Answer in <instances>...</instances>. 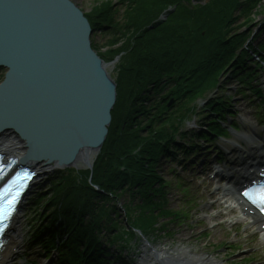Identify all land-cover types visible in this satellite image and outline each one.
Instances as JSON below:
<instances>
[{"label": "trees", "instance_id": "16d2710c", "mask_svg": "<svg viewBox=\"0 0 264 264\" xmlns=\"http://www.w3.org/2000/svg\"><path fill=\"white\" fill-rule=\"evenodd\" d=\"M188 1L120 0L133 14L147 16L146 23L153 29L144 27L131 44L105 53L90 40L104 61L120 57L112 72L117 96L106 139L92 170H65L50 182L47 193L38 191L35 196L28 246H40L46 254L56 250L57 264H131L111 258L108 245L128 247L126 244L134 242L138 233L162 230L163 226H155L159 218L179 220L181 213L165 207L168 183L159 176L158 165L163 159L178 160L174 134L196 108L190 105L181 110L184 103L205 97L217 88L220 76L229 72L241 88L251 86L255 68L259 67L253 57L264 62L260 56L264 42L256 51L251 44L243 47L250 34L243 35L241 27L232 25L239 18H233L235 13L244 17L242 25L252 24L253 15L264 13L263 0H210L205 6L186 7L183 2ZM112 8L103 4L84 14L91 36L119 33L110 18ZM165 8L174 10L159 25L158 10ZM134 27L137 25L132 21L125 26ZM260 30L264 32V21ZM168 99H173L170 106L166 105ZM228 100H208L209 135L198 137L208 140L210 135L226 136L219 123L228 114ZM180 149L187 154L193 146ZM124 196L130 198L121 210L126 224L118 220L115 205V199Z\"/></svg>", "mask_w": 264, "mask_h": 264}, {"label": "water", "instance_id": "95a60500", "mask_svg": "<svg viewBox=\"0 0 264 264\" xmlns=\"http://www.w3.org/2000/svg\"><path fill=\"white\" fill-rule=\"evenodd\" d=\"M91 34L70 0H0V131L22 144L23 164L92 170L117 94L115 63L92 49Z\"/></svg>", "mask_w": 264, "mask_h": 264}, {"label": "rangeland", "instance_id": "374dc122", "mask_svg": "<svg viewBox=\"0 0 264 264\" xmlns=\"http://www.w3.org/2000/svg\"><path fill=\"white\" fill-rule=\"evenodd\" d=\"M70 1L84 14L91 13L95 7L103 4L113 5L112 12L109 14H111L110 18H113V24L118 26L119 33L115 36L109 34V32L95 33L90 39L104 53L110 48L119 49L124 45L131 44L138 30L144 27L148 31L153 29L151 25H148L149 23H146L147 16H138L139 13L133 14L127 5L120 4V0ZM209 2L210 0H205L203 4H192L191 0H189L183 3L186 7H196L205 6ZM261 3L262 8H264V0ZM130 7L134 8L133 6ZM173 10L174 8L158 10L156 23L160 22L159 25L165 23L168 20V13L173 12ZM238 14L235 13L233 15V18H239H236L235 23L232 25L237 27V29L241 27L239 32H242L243 35L250 34V38L244 43L243 47L251 44L256 51L257 45L260 42H264V32L260 30L261 22L264 21V13L261 12L259 15H253V23L245 26L242 25L244 17ZM131 21L136 23L137 27L125 28L126 25H130ZM115 39L120 40H117L116 44L110 47V43L115 42ZM260 56L264 57V52H260ZM119 59L120 57H115L112 62L118 63ZM112 72L113 68L110 70V74ZM256 72L257 75L252 85L250 84L251 86H249L252 89H249V87L240 88L237 79L230 76L229 72L220 76V83L218 84V86L220 85V89L218 91L215 90L214 94H211L212 90L203 98H196L197 100L193 99V101L184 103L181 110L188 108L190 105H196L194 116H187L182 122L179 131L181 130L180 132L183 135L180 136L179 132H177L174 136H176V143L178 145L195 144V156L190 160L192 163L190 165L186 164L181 153H179L180 162H170L163 159L158 165V174L163 181L168 183L166 185L168 188L164 190V193H166V205L164 204L166 209L174 212L184 211L186 218L177 222L171 219L159 218L155 226L156 228H159V226L160 228L161 226L163 227L162 230L155 232V235L150 233L146 235V238H141L140 236L135 237L134 242L126 244L128 247L121 245V243H115L112 246L108 245L111 250L110 253L112 254L111 258L118 257L125 262H131V264H140L142 255L146 253L143 247L150 245L165 248L170 251L179 247H187L195 254L209 257L211 260L221 264H264V240L262 236L255 233V228L247 225L246 221L238 222L236 219L237 212L228 213L229 210L226 208L227 204H224L225 202L221 198V190H215L216 185L219 188V184H214V182L208 179V173L212 165H200L204 159L212 164L213 154L216 152L215 147L229 151L232 148L231 144L235 143V145H240L241 150L248 153L247 147L244 146L241 139L237 136H230L226 141L213 138L208 143L200 141L196 136L202 131L201 129H205L207 123V118H205L207 114V99L222 95L231 97L228 110L234 113V118L229 119V123L231 124L233 122L235 124L237 135L252 136L256 142L262 143V139L264 138L263 113L257 106H261L264 103L263 65ZM4 73L5 69L0 67V83L3 80ZM255 90L257 92L260 90V92L255 94ZM241 92L245 93L246 97L241 96ZM260 95L261 98H259ZM172 104L173 99H168L166 105L170 106ZM250 146H253V144ZM236 151L233 158L240 155L241 151L238 149ZM250 153H254V150L250 151ZM198 161L200 162L198 163ZM193 163L198 164L193 166ZM182 167H186L185 170ZM54 170L43 177H38V180L32 185L29 194L18 210L19 213L17 215L20 217L23 243L16 250L10 264H29L30 262L45 264L48 262H43L44 257L41 255L40 248H31L30 250L27 248L28 237L30 235L29 228L31 225H34L33 212L35 210V196L38 191L47 193L50 189V182L62 173L61 170ZM223 187L221 185V188ZM129 199V197L125 196L124 198L115 199V205L118 207L116 211L118 213L117 218L123 223H125V217L121 210Z\"/></svg>", "mask_w": 264, "mask_h": 264}, {"label": "bare ground", "instance_id": "6f19581e", "mask_svg": "<svg viewBox=\"0 0 264 264\" xmlns=\"http://www.w3.org/2000/svg\"><path fill=\"white\" fill-rule=\"evenodd\" d=\"M248 142L252 143L253 138L248 137ZM0 146L1 148L10 155L14 157H18L23 154V150L21 149L22 144L19 140L9 132L0 131ZM255 152L258 151V148L254 147ZM248 155H252L248 153ZM264 162V155H260L257 157ZM254 157V160L257 159ZM32 168L35 170V175L44 176L48 173L55 171L54 166H49L48 163H38L32 162ZM243 170V169H242ZM242 179V178H238ZM231 179L227 180V183L230 182ZM245 181V179H242ZM235 192V191H234ZM233 192V193H234ZM229 190L227 192H223L222 196L227 198L229 194ZM253 218V217H251ZM254 224L256 223V218H253ZM262 231V230H261ZM260 232V230H259ZM264 233V231H263ZM22 227L20 222L19 215H15L11 222V228L6 235L5 244L1 248L0 252V264H10L13 258V255L16 253V250L21 247L23 236H22ZM146 251L144 255L141 257L140 264H221L217 261L211 260L209 257H205L203 255L195 254L187 247H179L175 250H168L160 247H153L150 245H146L143 247Z\"/></svg>", "mask_w": 264, "mask_h": 264}, {"label": "snow or ice", "instance_id": "6c2138e0", "mask_svg": "<svg viewBox=\"0 0 264 264\" xmlns=\"http://www.w3.org/2000/svg\"><path fill=\"white\" fill-rule=\"evenodd\" d=\"M0 172H3L2 168H0ZM33 176L34 173L26 171L22 176L17 175L6 187L0 190V232L5 231L7 227L6 222L12 218L16 210L21 192L25 187L23 181H29ZM245 195L264 214V184L253 187L251 192H245Z\"/></svg>", "mask_w": 264, "mask_h": 264}]
</instances>
